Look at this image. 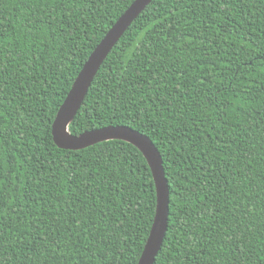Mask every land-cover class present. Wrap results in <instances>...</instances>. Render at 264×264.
<instances>
[{"label":"trees","instance_id":"trees-1","mask_svg":"<svg viewBox=\"0 0 264 264\" xmlns=\"http://www.w3.org/2000/svg\"><path fill=\"white\" fill-rule=\"evenodd\" d=\"M134 0H0V264H137L156 208L132 144L59 148L51 125ZM158 148L168 226L153 264H264V0H152L69 125Z\"/></svg>","mask_w":264,"mask_h":264},{"label":"water","instance_id":"water-1","mask_svg":"<svg viewBox=\"0 0 264 264\" xmlns=\"http://www.w3.org/2000/svg\"><path fill=\"white\" fill-rule=\"evenodd\" d=\"M152 0H134L118 17L101 41L90 53L74 79L51 125V133L59 148L79 150L98 142L123 140L135 146L145 158L153 177L156 208L143 250L137 264H153L168 226L169 188L163 169V159L153 141L127 125H106L72 134L69 125L79 110L91 82L102 62L124 31Z\"/></svg>","mask_w":264,"mask_h":264}]
</instances>
